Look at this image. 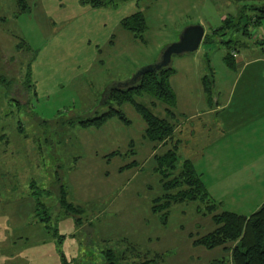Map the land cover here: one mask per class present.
Segmentation results:
<instances>
[{
  "label": "rangeland",
  "instance_id": "rangeland-1",
  "mask_svg": "<svg viewBox=\"0 0 264 264\" xmlns=\"http://www.w3.org/2000/svg\"><path fill=\"white\" fill-rule=\"evenodd\" d=\"M84 2L30 0V10L18 13L14 0H0V76L5 78L0 83V264H104L106 247L124 254L117 264L145 260V250L164 254L156 264H232L229 249L193 243L214 227L209 215L196 212L194 202L173 203L165 224L150 211L152 198L162 192L153 155L176 144L177 168L192 158L200 122L181 124L192 109L202 107L201 78L222 81L239 74L223 60L228 49L244 58L264 59L259 48L244 51L238 43L224 42L232 38L249 48L264 45V19L251 25L258 11L244 8L253 15L246 38L241 31H214L224 16L239 13L246 0H129L100 7ZM137 10L147 20L142 39L120 23ZM194 23L204 27V36L218 33L210 36L212 42L202 39L196 50L171 57L175 72L170 82L176 93L171 120L181 125L174 127L172 137L157 143L143 138V121L127 102L120 107L130 123L114 116L99 127L76 122L118 107L101 101L109 86L155 62L183 27ZM21 39L24 44L17 47ZM223 85L214 84L213 96ZM143 97L138 99L150 105L149 96ZM164 107L158 101L151 106L160 116L166 115ZM200 118L212 130L207 132L205 125L199 135L217 132L216 115ZM224 135L210 144V154L196 169L221 210L247 215L264 201L261 163L252 160L255 148L242 145L239 132ZM114 150L118 153L111 155ZM133 160L136 165L120 169ZM64 187L72 206L87 209L81 210L80 226L61 205ZM38 201L49 215L42 223L33 216L34 205L43 209Z\"/></svg>",
  "mask_w": 264,
  "mask_h": 264
},
{
  "label": "trees",
  "instance_id": "trees-1",
  "mask_svg": "<svg viewBox=\"0 0 264 264\" xmlns=\"http://www.w3.org/2000/svg\"><path fill=\"white\" fill-rule=\"evenodd\" d=\"M29 1L30 0H14V3L18 7V13L28 12L30 10L31 6ZM127 1L129 0H85L84 3H89L93 7H100L118 6ZM234 1L239 2L242 0ZM254 1V3H250V0H246V2L239 7V13H236L238 17L236 14H227L224 16L221 19V24L214 28V31H221L219 34H225L227 31V33H238L241 31L242 34H244L242 35L243 37L250 38L248 35V30L250 28L249 19L255 15L251 24L253 26L261 25L264 19V0ZM249 7L259 13L247 15L245 10ZM243 16H246V19L243 20ZM146 21L145 14L137 10L121 18L120 23L121 26L125 30L131 32L135 38L139 37L142 39L143 33L147 29ZM214 31L204 36L203 43L212 42L210 36L218 33ZM224 42H234L243 46L241 39L234 40L229 38ZM23 44L24 40L21 39L17 47H22ZM229 45L230 44L227 45L228 48ZM26 48L28 49L29 47L26 45ZM231 52L232 51L228 49L223 56V60L229 67L236 68V59ZM174 72L175 69L169 64L157 71L144 73L140 80L134 85L112 88L103 96L101 101L111 100L115 102L118 107L111 105L99 116L93 115L78 118L76 122L84 127L90 125L99 127L106 122L107 118L114 116L126 124L130 123L131 120L120 107L127 102L132 105L134 111L143 121V138L157 143L172 137L175 124L171 118L175 116L176 93L171 85L170 77ZM25 76L26 81L30 83L31 70L29 63L26 68ZM207 77L208 76L204 75L201 81L204 92L209 96L212 91L213 79H208ZM4 80L5 78L0 76V83ZM145 95L149 96L150 105L138 99L143 96L145 97ZM156 101L165 105L164 112L166 115L160 116L153 112L151 106L155 107ZM177 149L178 146L173 144L165 151L153 155L155 161L153 169L159 175L162 192L152 198L150 211L159 216L160 223L165 224L168 219L169 208L173 203L194 202L196 204V212H198L199 215H209L214 223L212 230L193 239L194 244L202 245L207 248L221 246L224 250L229 249L232 264H264V201L256 210L247 215L226 209L221 210V202L216 201L210 195L205 182L202 180L200 173L195 169L191 158L183 159L181 166L177 168ZM117 153L118 151L114 150L111 155ZM136 164L137 161L133 160L123 165L120 169L130 168ZM34 192L37 193V191ZM63 193L61 205L64 206L65 213L73 220L76 226L82 225L81 214L83 210H87L86 207L78 203L77 207L72 206L74 203L68 200V191L65 187ZM35 199L38 200L39 198ZM35 204H38L37 206H43V209H41L42 211H38L34 205L33 210L35 212L33 216H38L37 220L41 223L47 221L49 215L48 212L45 213L47 210H45L46 207L44 203L38 201ZM62 236L64 235H60L59 239H61ZM228 243H232V245L229 246L227 245ZM125 251L128 250L124 249L123 252L125 253ZM145 251L146 255L149 254L145 260L138 261V263L132 262L131 264H156L165 257L164 254H159L158 252L151 253L148 250ZM123 255L122 251L116 254L113 247H106L103 250L104 264H117ZM140 255L141 254L137 252L134 256L138 257ZM218 261H220V259Z\"/></svg>",
  "mask_w": 264,
  "mask_h": 264
},
{
  "label": "crops",
  "instance_id": "crops-1",
  "mask_svg": "<svg viewBox=\"0 0 264 264\" xmlns=\"http://www.w3.org/2000/svg\"><path fill=\"white\" fill-rule=\"evenodd\" d=\"M264 41V38H263ZM244 51H253L260 49L264 51V45L258 47L254 45H244ZM240 59H236V68L238 75L230 78H223L222 81H217L215 78L212 81L214 84H226L222 86L223 90H216V95L213 90L210 95L204 92V102L202 107L192 109L189 116L184 113V122L182 126L187 123H193L195 120L200 122V126H196L203 131L206 125V131L212 130L211 125L204 123L200 115L207 114L209 116L216 115L218 117V124L216 125V133L199 135L197 132V141L195 140L193 147L196 151L192 155V161L196 169L197 162L207 158L209 153V146L212 142H217L223 138L226 132H239L241 144L244 146L253 145L255 148V156L253 161L255 164L261 163V175L264 174V59H249L244 58L239 53ZM236 55V56H237ZM172 85V84H171ZM173 87V86H172ZM176 115V113H175ZM175 128L181 125L176 123ZM180 129V128H179ZM193 133V128L190 129ZM220 132V133H219ZM224 135V136H223ZM195 138V139H196ZM196 143V144H195ZM260 161V162H259ZM252 162V161H251ZM259 162V163H257ZM259 170V167H257ZM197 170V169H196ZM207 187V185H206ZM208 189V188H207ZM210 193V192H209Z\"/></svg>",
  "mask_w": 264,
  "mask_h": 264
},
{
  "label": "water",
  "instance_id": "water-1",
  "mask_svg": "<svg viewBox=\"0 0 264 264\" xmlns=\"http://www.w3.org/2000/svg\"><path fill=\"white\" fill-rule=\"evenodd\" d=\"M204 27L199 23L188 24L183 27L179 33L178 39L167 44L161 51L159 58L150 64L138 68L129 78L115 82L110 85L108 91L112 88L128 87L137 83L146 72L157 71L170 64L173 54L192 52L196 50L204 36Z\"/></svg>",
  "mask_w": 264,
  "mask_h": 264
},
{
  "label": "built area",
  "instance_id": "built-area-1",
  "mask_svg": "<svg viewBox=\"0 0 264 264\" xmlns=\"http://www.w3.org/2000/svg\"><path fill=\"white\" fill-rule=\"evenodd\" d=\"M232 54L234 55V56H236L237 54H236V52H232Z\"/></svg>",
  "mask_w": 264,
  "mask_h": 264
}]
</instances>
